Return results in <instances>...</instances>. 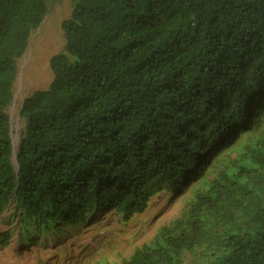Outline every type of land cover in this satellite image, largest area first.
Here are the masks:
<instances>
[{
  "label": "trees",
  "instance_id": "obj_1",
  "mask_svg": "<svg viewBox=\"0 0 264 264\" xmlns=\"http://www.w3.org/2000/svg\"><path fill=\"white\" fill-rule=\"evenodd\" d=\"M71 4L15 150L17 59L48 0H0V216L43 237L166 193L179 216L113 264H264V0Z\"/></svg>",
  "mask_w": 264,
  "mask_h": 264
},
{
  "label": "rangeland",
  "instance_id": "obj_2",
  "mask_svg": "<svg viewBox=\"0 0 264 264\" xmlns=\"http://www.w3.org/2000/svg\"><path fill=\"white\" fill-rule=\"evenodd\" d=\"M71 0H48L47 13L33 30L25 53L17 59L13 101L8 108L12 141L17 149L25 120L20 116L23 101L33 92L46 89L53 78L50 59L65 44L63 21L72 13ZM184 197L160 194L143 212L124 219L114 211H104L77 228L48 231L43 237L20 232L18 216L8 207L0 216V264H113L128 259L136 247L152 241L160 227L182 211Z\"/></svg>",
  "mask_w": 264,
  "mask_h": 264
}]
</instances>
